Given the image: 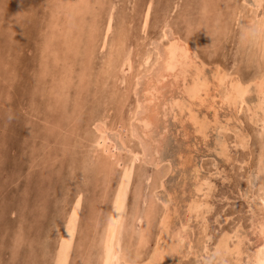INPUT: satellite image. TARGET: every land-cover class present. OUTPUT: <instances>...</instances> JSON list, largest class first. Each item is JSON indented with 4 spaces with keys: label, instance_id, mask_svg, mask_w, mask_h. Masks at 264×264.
Masks as SVG:
<instances>
[{
    "label": "rangeland",
    "instance_id": "obj_1",
    "mask_svg": "<svg viewBox=\"0 0 264 264\" xmlns=\"http://www.w3.org/2000/svg\"><path fill=\"white\" fill-rule=\"evenodd\" d=\"M85 1L0 0V264L52 263L59 224L74 196H82V208L69 264H97L99 235L125 168L131 169L132 180L121 235L124 257L130 254L140 263L149 257L167 213L163 242L173 247L165 250L159 264H235L240 259L238 264H249L264 219V125L251 114L255 93L232 110L218 104L229 82L219 89L212 85L219 70L244 83L264 72L260 39L243 36L252 17H264V0L258 8L252 0ZM148 3L151 12L144 26ZM169 29L188 40L194 61L190 73L198 68L212 81L211 90L201 96L206 101L192 100L196 117L209 122L208 130L203 136L195 132L197 125L186 109L190 100L180 80L172 83L169 78L166 86L162 83L158 102L179 99L184 110L160 105V123L153 124L149 140L133 133L134 125L146 93L144 80L151 79L149 72L158 61L155 47L166 45L162 35ZM179 110H186L185 116ZM98 121L105 126L103 134ZM153 148L156 161L151 160ZM194 203L201 204L197 213ZM42 241L48 244L45 250ZM118 262L125 264L122 255Z\"/></svg>",
    "mask_w": 264,
    "mask_h": 264
},
{
    "label": "bare ground",
    "instance_id": "obj_2",
    "mask_svg": "<svg viewBox=\"0 0 264 264\" xmlns=\"http://www.w3.org/2000/svg\"><path fill=\"white\" fill-rule=\"evenodd\" d=\"M70 1V0H69ZM87 1V0H86ZM85 1V2H86ZM89 1V0H88ZM238 1V0H237ZM244 1V0H243ZM253 1V5L255 8H258V7H263L262 6V2L263 0H252ZM206 2V1H205ZM58 4V3H57ZM75 5L77 4L76 2L75 3H72V5ZM89 4V3H88ZM241 4V3H240ZM248 4V3H247ZM61 5V4H60ZM68 5V4H67ZM71 5V6H72ZM170 5V4H168ZM64 7V5H63ZM68 7V6H67ZM237 7V6H236ZM239 7V6H238ZM237 7V8H238ZM74 8V7H73ZM89 8V7H88ZM150 8H151V4L148 3L145 7V10L143 11V25L146 26L147 25V21H148V18H149V14H150ZM235 8V7H234ZM242 8V7H240ZM239 8V12L241 11V9ZM71 9V8H70ZM80 9V8H78ZM67 10V9H66ZM235 10V9H234ZM232 10L233 12H237V10ZM246 10V9H245ZM258 10V9H257ZM256 10V12H257ZM70 11V10H69ZM96 11V10H95ZM138 11V10H137ZM82 12V11H81ZM139 12V11H138ZM182 12V11H181ZM222 12V11H221ZM135 13V12H134ZM241 13V12H240ZM251 13V12H250ZM261 13V12H260ZM229 14H230V11H229ZM243 14V13H241ZM245 14V13H244ZM259 14V13H258ZM264 14V13H263ZM75 15V14H74ZM220 15V14H219ZM231 15V14H230ZM261 15V14H260ZM138 16V15H137ZM167 16V15H166ZM165 16V17H166ZM235 16V15H234ZM252 16V15H251ZM62 17V16H61ZM153 17V16H152ZM240 17V15H239ZM188 18V17H187ZM224 18H227V17H224ZM229 18V17H228ZM232 19H234L233 15L231 17ZM52 19V18H51ZM53 19L57 20L56 17H54ZM52 19V20H53ZM69 19V18H68ZM182 19V18H181ZM50 20V21H52ZM140 20V18H139ZM226 20V19H225ZM2 21V20H1ZM10 21V20H9ZM31 21V20H30ZM232 21V20H231ZM230 21V22H231ZM235 21V19H234ZM59 22V21H58ZM112 22V21H111ZM229 22V21H228ZM239 22V20L237 21ZM12 23V22H11ZM48 23V22H47ZM55 23V22H54ZM10 24V23H9ZM60 23H58L59 25ZM62 24V23H61ZM165 24V23H163ZM162 24V25H163ZM169 24V23H168ZM229 24V23H228ZM49 25V24H48ZM52 25V24H51ZM54 25V24H53ZM71 25V24H70ZM107 25V28H106V32H105V36L103 37V45L102 47H104L107 43V36L109 35V30H110V22L106 24ZM161 25V26H162ZM181 25V24H179ZM225 25V24H224ZM56 26V24H55ZM121 26V25H120ZM119 26V28H120ZM228 26V25H227ZM11 27V26H10ZM16 27V26H15ZM18 27V26H17ZM51 27V26H50ZM139 27V26H138ZM167 27V26H166ZM225 27V26H223ZM146 28V27H145ZM169 28V27H168ZM229 27H227L228 29ZM54 29V28H53ZM69 29V28H68ZM128 29V28H127ZM164 29V28H163ZM167 29V28H166ZM165 29V30H166ZM238 29V27H237ZM13 30V29H12ZM55 30V29H54ZM59 30V28H58ZM64 30V29H63ZM67 30V29H65ZM172 29H169L168 31H165L162 35V40H163V37L167 39V41L165 42L166 45H159L157 44V46L155 47L156 48V51H157V55H158V61H157V64L154 65L153 67V71L150 70L149 74H151V79H150V75L149 77H147V80L145 79L144 80V84H145V95H144V98H141L142 100L139 101L140 105H139V112L137 113V117H136V121H137V124L134 125V132L136 135L139 133L140 135H144L145 139H151L150 138V133L151 131H153V124L156 123V127L160 118H159V115L160 113H162V111L159 109L160 108V105L163 107L162 109H164L166 106L168 107L169 104L170 106H179L180 104L184 103V102H180L181 100L177 99L175 100L174 98L173 99H170L169 102H167L168 100H166V104H165V101H161L163 103H160V101L158 102V100L160 99L161 97V94H160V91L161 89L163 88V84L165 83V80L171 78V82L174 80V81H178L180 80L181 84H182V92L183 94H186L188 99L190 100V102H188V106H187V110L189 111V117L194 121L193 123H195V127H193L195 129V132L198 133V134H201L202 136L205 134V131L208 130V123L207 121H203L202 122L200 121V119H198V116L196 117L195 115V111H193V107H192V100H196V99H199L201 98L202 96V93H205L208 92L209 90H211L210 88V85L212 84V81L206 77V75H203L201 70L196 68L194 71L192 70L191 73H190V69H191V66L193 65V62L192 61V57L191 55L189 54L190 52V45L187 43V41H184L182 38H180L179 35L173 33L171 31ZM229 30V29H228ZM15 31V30H14ZM23 31V30H22ZM60 31V30H59ZM70 31V30H69ZM112 31V30H111ZM116 31V30H115ZM119 31V30H118ZM124 31V30H123ZM67 32V31H65ZM161 32V31H160ZM113 33V32H112ZM240 33V32H239ZM42 34V33H41ZM49 34V33H48ZM52 34V33H51ZM64 34H67V33H64ZM118 34V33H117ZM222 34V33H221ZM254 35V37H256V39H260V42L259 44L262 46H260L261 48L264 47V17L263 18H260L258 16L257 19H254L253 17L251 18V20L248 22L247 25H244L243 27V36H250V35ZM54 35V34H53ZM56 36V35H54ZM53 36V38H54ZM59 36V35H58ZM80 36V35H78ZM118 36V35H117ZM69 37V36H68ZM161 37V36H160ZM239 37V36H238ZM251 37V36H250ZM57 39V38H56ZM59 39V38H58ZM57 39V40H58ZM61 39V38H60ZM80 39V38H79ZM160 39V38H159ZM255 39V40H256ZM78 40V39H77ZM250 40V39H249ZM161 41V40H160ZM47 42V41H45ZM252 42V41H251ZM67 43V42H66ZM69 43V42H68ZM67 43V44H68ZM72 43V42H71ZM125 43V42H124ZM163 43V42H162ZM46 44V43H45ZM136 44V43H135ZM153 44V43H152ZM209 44V43H208ZM258 44V45H259ZM242 45V44H241ZM46 46V45H45ZM49 46V45H48ZM209 46V45H208ZM215 46V45H214ZM56 47V46H55ZM250 47V46H249ZM248 47V48H249ZM256 47V46H255ZM259 47V46H258ZM259 47V48H260ZM53 48V47H51ZM69 48V47H68ZM247 48V47H246ZM260 48V49H261ZM48 49V48H46ZM50 49V48H49ZM55 49V48H54ZM54 49L53 51L51 50V52H54ZM59 49V48H58ZM103 49V48H102ZM192 49V48H191ZM67 50V49H66ZM111 50V49H110ZM58 51V50H57ZM113 51V49H112ZM194 51V50H193ZM261 51V50H259ZM50 52V51H48ZM71 52V51H70ZM43 53H46V52H43ZM63 53V52H62ZM252 53V52H251ZM47 55V54H45ZM97 55V54H96ZM120 55V54H119ZM138 55V54H137ZM214 55V54H213ZM260 55V54H259ZM70 56V55H69ZM156 57V56H155ZM52 58V57H51ZM137 58V57H136ZM142 58V57H141ZM258 58L260 59V57L258 56ZM117 59V58H116ZM157 59V58H155ZM256 59V58H255ZM262 59V58H261ZM50 60V59H49ZM60 60V59H59ZM107 60V59H105ZM125 60V59H124ZM129 60V59H128ZM254 61V60H253ZM127 62V61H126ZM138 62V61H137ZM139 62H141L139 60ZM147 62V60H146ZM53 64V63H52ZM56 64V63H55ZM125 63H123L124 65ZM130 64V63H129ZM138 64V63H137ZM147 64V63H146ZM121 64H119V67H120ZM139 65V64H138ZM259 65V64H258ZM109 66V65H108ZM140 66V65H139ZM142 66V65H141ZM82 67V66H81ZM106 67V66H105ZM202 68V67H201ZM260 68V67H259ZM100 69V67H99ZM137 69V68H136ZM139 69V68H138ZM137 69V70H138ZM147 69V68H146ZM119 70V69H118ZM260 70V69H259ZM102 71V70H101ZM104 71V70H103ZM152 71V72H151ZM261 71V70H260ZM263 71V69H262ZM216 72V71H215ZM190 73V74H189ZM224 73V72H223ZM220 70L217 71V75L216 77H214L215 79V84H213V88L212 89H219L218 86L221 85V83H225L226 80L229 82V84L227 85L226 87V90L225 92L223 93V95H220V102H218V104H222V107L223 105H227V107L229 106V108H231L232 110H236L237 109V105L238 103L240 104V102H245V98L247 95H249L250 93H255L256 97H257V100H255V103H253V106H251V114L253 116V118H256L259 117L261 123L260 124H263L264 125V72L258 77V78H254L256 80L254 81H247V83L245 82H241L240 80H236L233 81L232 79L228 78L227 75H222L223 74ZM80 74V73H79ZM144 74V73H143ZM105 75V73H104ZM114 75V74H112ZM119 75V74H118ZM140 75V74H139ZM147 75V74H146ZM116 76V75H115ZM113 76V77H115ZM215 76V75H214ZM227 76V77H226ZM236 76V75H235ZM241 76V75H240ZM120 77V76H119ZM118 78V77H117ZM121 78V77H120ZM137 78V77H136ZM176 78V79H174ZM233 78V77H231ZM109 79V78H108ZM139 79V78H138ZM143 79V78H141ZM96 80V79H95ZM242 80V79H241ZM140 81V80H139ZM173 81V82H174ZM141 82V81H140ZM140 82H139V86H140ZM143 82V81H142ZM141 82V83H142ZM172 82V83H173ZM163 83V84H162ZM170 83V82H169ZM171 83V84H172ZM227 83V82H226ZM180 84V85H181ZM167 85V83H166ZM164 84V86H166ZM170 85V84H169ZM176 85V84H174ZM178 85V84H177ZM224 85V84H223ZM181 87V86H180ZM137 88H139L137 86ZM135 88V89H137ZM143 88V87H142ZM170 88V87H168ZM118 89V88H117ZM172 89V88H170ZM221 89V88H220ZM139 90V89H137ZM144 90V89H143ZM82 91V90H81ZM112 91V90H111ZM167 91V90H166ZM223 91V90H221ZM214 92V91H213ZM216 92V91H215ZM106 93V92H105ZM179 93V92H178ZM252 93V94H253ZM135 94H138L135 93ZM219 94V92H218ZM111 95V94H110ZM140 95H141V92H140ZM160 95V96H159ZM163 95V94H162ZM209 95V94H208ZM60 96H61V93H60ZM182 96V95H181ZM211 96V95H209ZM62 97V96H61ZM60 97V98H61ZM172 97V96H171ZM122 98V97H121ZM137 98H140L137 97ZM209 98V97H208ZM215 98V97H214ZM219 98V97H218ZM96 99V98H95ZM124 99V98H123ZM201 99H204L206 101V98H201ZM70 100V99H69ZM183 100V99H182ZM120 101V100H119ZM160 103V104H159ZM186 103V102H185ZM198 103V102H197ZM200 103H201V100H200ZM215 103V102H214ZM217 103V102H216ZM107 104V103H106ZM137 104V103H135ZM187 104V103H186ZM219 104V105H220ZM104 105V103H103ZM185 105V104H184ZM195 105V104H194ZM199 105V104H198ZM210 105V104H209ZM208 105V106H209ZM207 106V107H208ZM216 106V105H215ZM103 107V106H102ZM106 107V106H105ZM180 107V110H182L184 107L183 105L179 106ZM212 105L209 106V108H211ZM214 107V105H213ZM212 107V109H213ZM104 108V107H103ZM116 108V107H115ZM136 108V107H135ZM226 108V107H225ZM168 109V108H167ZM169 109H172V108H169ZM168 109V110H169ZM175 109V108H174ZM178 109V108H177ZM230 109V113H231V110ZM179 110V112H181ZM184 110V109H183ZM195 110V109H194ZM215 111L217 110V108L214 109ZM106 111V109H105ZM166 112H170V111H167L165 110ZM163 111V113L165 112ZM177 111V110H176ZM186 111V110H185ZM185 111H182L183 112V115H184V112ZM178 112V113H179ZM181 112V113H182ZM200 112V111H199ZM176 113V112H175ZM177 113V114H178ZM165 114V113H164ZM169 114V113H167ZM173 114V113H172ZM186 114V113H185ZM92 115V114H91ZM228 115V114H227ZM97 116V115H96ZM177 116V115H175ZM185 116V115H184ZM103 117V114L101 115V118ZM135 117V116H134ZM164 117V116H163ZM180 117V116H179ZM200 117V116H199ZM99 118V117H98ZM167 118V117H166ZM186 118V117H185ZM252 118V119H253ZM100 119V118H99ZM212 119V118H211ZM235 119V118H234ZM249 119L251 120V118L249 117ZM257 119V118H256ZM254 119V120H256ZM102 120V119H101ZM100 120V121H101ZM109 120V119H108ZM162 121L163 118L161 119ZM182 120V118H181ZM161 121V123H162ZM167 121V119H166ZM93 122V121H92ZM191 122V121H190ZM259 122V121H258ZM96 123V122H94ZM100 123V129L99 127L96 128L95 126H97L98 124ZM134 123H135V119H134ZM133 123V124H134ZM160 123V122H159ZM164 123V122H163ZM227 123V122H226ZM166 124V122H165ZM165 124L163 125L165 128ZM256 124V123H255ZM97 125H93L94 128L96 129H99V131L101 130V134H103L106 130H105V126L103 127V125L101 124V122H97ZM122 125V124H121ZM159 125V124H158ZM162 125V124H161ZM192 125V123H191ZM210 125V124H209ZM220 125V124H219ZM262 125V126H263ZM133 126V125H131ZM226 126V125H225ZM90 127V126H89ZM261 127V126H260ZM103 128V129H102ZM107 128V127H106ZM160 128V127H159ZM95 129V130H96ZM155 129V128H154ZM238 129V128H237ZM86 130V129H85ZM105 130V131H104ZM131 130V128H130ZM158 130V129H157ZM157 130H155V133L157 132ZM98 131V130H97ZM125 131V130H124ZM160 131V130H159ZM241 131V130H240ZM162 132V131H161ZM235 132V131H234ZM100 133V132H99ZM112 134V132H110ZM159 133V132H157ZM86 134V133H85ZM108 134V133H106ZM132 134V133H131ZM134 134V136H135ZM138 134V135H139ZM241 134V133H240ZM239 134V135H240ZM90 136V135H89ZM98 136V134H97ZM114 136V135H113ZM132 135V137H134ZM242 136V135H240ZM102 136H100L99 138L101 139ZM106 137V136H105ZM112 137V136H111ZM239 137V136H238ZM91 138V137H90ZM95 138V137H94ZM98 138V139H99ZM107 139L110 137H106ZM116 138V137H115ZM143 138V137H142ZM153 138H156L153 136ZM207 138V137H206ZM97 139V137L95 138ZM99 139V140H100ZM104 139V138H103ZM121 139V138H120ZM162 139V137H161ZM238 139V138H237ZM98 140V141H99ZM117 140V139H116ZM152 140V139H151ZM154 140V139H153ZM160 140V139H158ZM102 141V140H101ZM107 141V140H106ZM114 142V140H112ZM130 141V140H129ZM142 141V139H141ZM240 141V144H245L243 142V140H239ZM117 142V141H116ZM144 142V141H143ZM146 142H149L148 140ZM144 143L143 144V150H145L146 152L149 151L148 149V146L149 145L148 143ZM95 143V142H94ZM105 143V142H103ZM121 143V142H120ZM101 144V143H100ZM108 144V143H107ZM117 144V143H116ZM152 144V142H151ZM150 144V145H151ZM225 144V143H224ZM110 145V143H109ZM119 145V144H117ZM224 146V145H223ZM112 147V146H111ZM116 147V145L114 146ZM120 147V145H119ZM99 148V147H98ZM161 148V147H160ZM111 149V148H109ZM118 150V148H116ZM121 149H127L125 148V145L121 146ZM120 149V150H121ZM154 150V148H153ZM106 152V151H105ZM130 152V151H129ZM90 153V152H89ZM136 154L138 152H135ZM143 152H141L142 154ZM156 153L157 151L154 150V152L151 154V160L152 161H156L157 160V156H156ZM95 154V153H94ZM134 154V153H133ZM144 154V153H143ZM247 154V153H246ZM91 155V154H90ZM138 155V154H137ZM140 155V154H139ZM89 156V155H88ZM94 156V155H93ZM143 156V155H142ZM156 156V157H155ZM134 157V156H133ZM144 157V156H143ZM90 159V158H89ZM131 159V158H130ZM134 159V158H133ZM91 160V159H90ZM110 160V159H109ZM263 160V158L261 159ZM112 161V160H111ZM146 161V160H145ZM93 162V161H92ZM141 162V161H140ZM159 162V161H158ZM143 163V162H142ZM147 163H150L149 162V159L147 160ZM157 163V162H155ZM264 163V162H263ZM154 164V163H153ZM158 164V163H157ZM215 166V165H214ZM128 167V165H127ZM92 168V167H91ZM166 170V169H165ZM241 170V169H240ZM92 172V171H91ZM131 169L130 168H125L122 170V172L120 173V176H119V180L116 184V187H115V191H114V194L111 198V204H110V207H109V211H108V214H107V217H106V221L104 226H103V229L101 230L100 232V235H99V242H100V247L98 249V263L97 264H116V262L118 261L119 259V256L122 255V260L125 261V264H159V262L161 261V258L162 256L164 255L165 250H169L171 249L173 246H168L167 244H165L163 242L164 240V236H165V232L167 230L166 228V222H167V219H168V215L167 213L162 217L161 219V229H160V233L158 235V242L156 244V247H154V250L152 252H150V255L147 259H145V261H142L141 263L138 262L137 259H134L132 257V255L130 256V254L128 256H130V258H128V256L125 258L124 255L125 254V250L123 248V244H122V240H121V235H122V229H123V225H124V220H125V203L127 202V193H128V189L131 187H129L130 185V182H131V178H132V175H131ZM92 175V173H91ZM258 180V179H257ZM90 182V181H89ZM42 183V182H40ZM201 183V182H200ZM94 186V185H93ZM151 186V185H150ZM201 188V186H200ZM198 189V188H197ZM208 189V188H207ZM130 191V190H129ZM202 191V190H201ZM262 191V190H261ZM155 192V191H154ZM81 193V192H79ZM78 193V194H79ZM74 194V193H73ZM91 194V193H90ZM130 194V193H128ZM169 194V193H168ZM77 195V194H76ZM82 195V194H81ZM208 195V194H207ZM253 195V194H252ZM51 196V195H50ZM201 196V194H200ZM209 196V195H208ZM255 196V195H254ZM82 196H77L75 198L74 196V199L75 201H73L71 203V206L69 207V212H67V215L66 217L63 215L62 217H65V220H64V223L63 224H59V225H62L60 230H59V233H58V238H57V244H56V249L55 250V253H54V257H53V261L52 263L50 264H69L70 262V258H71V254L73 253L72 250L74 249L73 247L74 246V241H75V236H76V233H77V226H78V220H79V217H80V212H81V198ZM205 197V196H204ZM256 197V196H255ZM261 197V196H260ZM57 199V198H55ZM158 199V198H157ZM199 199V198H198ZM201 199V198H200ZM59 200V199H58ZM194 200V199H193ZM203 200V199H202ZM264 200V199H262ZM200 201V200H199ZM207 201V199L205 200ZM195 202V201H194ZM202 202V201H201ZM208 202V201H207ZM257 202V201H256ZM255 202V203H256ZM169 203V202H168ZM191 203V202H190ZM210 203V202H209ZM258 203V202H257ZM136 204V203H135ZM195 206H194V209L195 211L194 212H199V208L201 206V204H196L194 203ZM264 204V203H263ZM169 205V204H168ZM208 205V204H207ZM261 207V206H260ZM53 209V208H52ZM190 210V209H189ZM210 211V210H209ZM264 212V211H263ZM169 213V212H168ZM259 217V216H258ZM137 218H139V216H137ZM60 219V218H59ZM62 219V218H61ZM64 219V218H63ZM55 219H53V222H54ZM57 220V219H56ZM140 220V219H139ZM60 221V220H59ZM58 221V223H59ZM62 221V220H61ZM81 221V220H80ZM94 221V220H93ZM202 221V219H201ZM52 222V221H51ZM95 222V221H94ZM103 222V220L101 221ZM88 223V222H87ZM86 223V224H87ZM98 224V223H97ZM102 224V223H101ZM51 225V224H50ZM54 226V224H52ZM51 225V226H52ZM57 225V224H56ZM100 225V224H99ZM101 226V225H100ZM168 226V225H167ZM58 227V226H57ZM56 227V228H57ZM169 227V226H168ZM54 228V227H53ZM53 228H49L48 231H50V229H53ZM258 228V231H257V236L259 238V244H258V247L257 249L255 250L254 248V252L252 254V256L249 258L250 259V262L249 264H259V261L264 258L262 257L261 253H260V249L261 248H264V219L260 222L259 226L257 227ZM166 229V230H165ZM182 229V228H180ZM169 230V229H168ZM26 231V230H25ZM145 231V230H144ZM208 234V232H206ZM225 233V232H224ZM54 234V233H52ZM137 234V233H136ZM226 234V233H225ZM228 234V232H227ZM233 234V232H232ZM230 235V237H232L234 235V238L237 236H235V234L233 235ZM47 235V234H46ZM145 235V234H144ZM184 235V234H183ZM175 236V235H174ZM179 236V235H178ZM207 236V235H205ZM5 237V236H4ZM54 237V236H53ZM136 237V236H135ZM183 237V236H182ZM209 237V236H208ZM56 238V237H55ZM54 238V239H55ZM146 238V237H145ZM211 238V237H210ZM225 238V237H224ZM243 239V238H242ZM128 240V239H127ZM224 240V239H223ZM233 240V239H232ZM231 240V241H232ZM45 241V240H44ZM49 241V240H48ZM125 241V238L124 240ZM170 241V240H169ZM181 241V240H180ZM209 241V240H208ZM235 241V240H233ZM232 241V242H233ZM237 241V240H236ZM235 241V242H236ZM240 241V239H239ZM51 242V241H50ZM128 242V241H127ZM130 242V240H129ZM134 241H131V243H133ZM225 242V241H224ZM229 242V241H228ZM231 242V243H232ZM2 243V242H1ZM18 243V242H17ZM43 241H42V245H43ZM87 243V242H86ZM125 243V242H124ZM207 243V242H206ZM209 243V242H208ZM79 244V243H78ZM203 244V243H202ZM228 244V243H227ZM230 244V243H229ZM233 244V243H232ZM235 244V243H234ZM41 245V246H42ZM48 245V244H47ZM46 245V247H47ZM54 245V244H53ZM132 245V244H131ZM134 245V244H133ZM132 245V246H133ZM239 245H241L239 243ZM44 246V245H43ZM50 246H51V243H50ZM79 246V245H78ZM81 246V245H80ZM207 246V245H206ZM209 246V245H208ZM207 246V247H208ZM217 246V244H216ZM220 246V245H219ZM226 246V244H225ZM242 246V245H241ZM252 246V245H251ZM255 246V245H254ZM45 247V246H44ZM46 247L44 248V250L46 249ZM126 247V246H125ZM224 247L221 245V248ZM229 247V246H228ZM205 248V247H204ZM227 248V247H226ZM231 248V247H230ZM246 248V247H245ZM49 249V248H47ZM76 249V248H75ZM96 249V248H95ZM96 249V250H97ZM127 249V248H126ZM131 248H128L127 250H129ZM152 249V248H151ZM209 249V248H208ZM217 249V248H216ZM244 249V248H243ZM80 250H83V249H80ZM207 250V249H206ZM214 250V249H213ZM232 250V249H231ZM239 250H242L241 248ZM47 251V250H46ZM51 251V250H49ZM49 251H47L46 253H48ZM78 251V250H76ZM89 251V250H88ZM130 251V250H129ZM134 250H132L131 252H133ZM245 251V250H244ZM24 252V251H23ZM45 252V251H44ZM53 252V251H52ZM91 252V250H90ZM222 252V250H221ZM225 252V251H224ZM223 252V253H224ZM228 252V251H227ZM233 252V251H232ZM235 252V251H234ZM238 252V251H237ZM249 253V251H247ZM127 253H129L127 251ZM44 254V253H43ZM133 254L135 255V253L133 252ZM217 254V253H216ZM219 254V253H218ZM222 254V253H221ZM228 254V253H227ZM226 254V255H227ZM232 254V253H231ZM230 254V255H231ZM236 254V253H235ZM50 254H48L49 256ZM137 255V254H136ZM243 255V254H242ZM251 255V254H250ZM13 256V255H12ZM218 256V255H217ZM223 256V255H222ZM228 256V255H227ZM227 256H224L227 257ZM238 256V254H237ZM240 256V255H239ZM52 257V256H51ZM90 257V256H88ZM131 257H132V260H131ZM136 257V256H135ZM232 257V255H231ZM48 258V257H47ZM50 259V258H49ZM210 259V257H209ZM226 259V258H225ZM234 259V258H233ZM231 259V260H233ZM236 259H238L236 257ZM249 259H246V261H248ZM77 260V259H76ZM97 260V259H96ZM165 260V258H164ZM214 260V259H213ZM222 260V259H221ZM230 260V259H229ZM241 260V259H240ZM240 260L238 262H235V264L239 263ZM7 261V260H6ZM34 261V260H33ZM120 261V260H119ZM216 261V260H215ZM214 261V262H215ZM219 261V260H218ZM217 261V263H218ZM48 262V261H47ZM95 262V261H93ZM163 262V261H161ZM166 262V261H165ZM233 262V261H232ZM5 263V262H4ZM123 263V262H122ZM228 263V262H227ZM243 263V262H242ZM42 264V263H40ZM80 264V263H78ZM119 264V262H118ZM215 264V263H214ZM220 264V262L218 263ZM244 264V263H243Z\"/></svg>",
    "mask_w": 264,
    "mask_h": 264
},
{
    "label": "snow or ice",
    "instance_id": "obj_3",
    "mask_svg": "<svg viewBox=\"0 0 264 264\" xmlns=\"http://www.w3.org/2000/svg\"><path fill=\"white\" fill-rule=\"evenodd\" d=\"M260 253H261L262 257H264V248H261V249H260ZM259 264H264V258H262V259L259 261Z\"/></svg>",
    "mask_w": 264,
    "mask_h": 264
}]
</instances>
